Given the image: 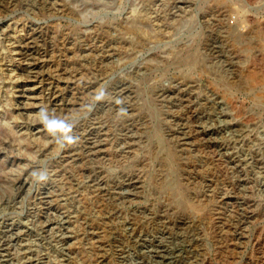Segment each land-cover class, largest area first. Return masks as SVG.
<instances>
[{"label":"rangeland","instance_id":"1","mask_svg":"<svg viewBox=\"0 0 264 264\" xmlns=\"http://www.w3.org/2000/svg\"><path fill=\"white\" fill-rule=\"evenodd\" d=\"M0 264H264V0H0Z\"/></svg>","mask_w":264,"mask_h":264},{"label":"bare ground","instance_id":"2","mask_svg":"<svg viewBox=\"0 0 264 264\" xmlns=\"http://www.w3.org/2000/svg\"><path fill=\"white\" fill-rule=\"evenodd\" d=\"M40 74V73H39ZM49 77V76H48ZM31 78V77H30ZM36 79V78H35ZM43 79V78H42ZM51 82V81H50ZM52 83V82H51ZM124 88V87H123ZM128 91V90H127ZM126 92V91H125ZM34 94V93H33ZM55 97V96H54ZM233 124V123H232ZM94 156V155H93ZM24 183V182H23ZM134 183V182H133ZM132 183V184H133ZM139 187V186H138ZM137 191V190H136ZM157 254V253H156ZM159 255V254H158Z\"/></svg>","mask_w":264,"mask_h":264}]
</instances>
